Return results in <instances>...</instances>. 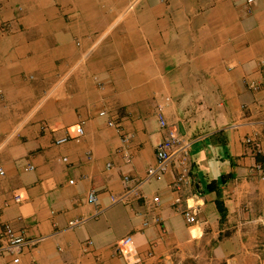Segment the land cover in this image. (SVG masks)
<instances>
[{
	"label": "crops",
	"instance_id": "crops-1",
	"mask_svg": "<svg viewBox=\"0 0 264 264\" xmlns=\"http://www.w3.org/2000/svg\"><path fill=\"white\" fill-rule=\"evenodd\" d=\"M71 2V20L51 25L40 43L11 40L1 57L4 94L29 88L20 53L45 62L24 73L36 83L26 110L3 103L0 113V232L8 223L42 237L20 264H263L264 177L254 167L264 165V94L248 84L264 80V0ZM159 104L191 142L189 180L174 190L171 169L132 205L113 203L123 175L142 178L155 161ZM79 123L81 137L54 143ZM185 205L199 207L194 224ZM73 219L83 222L70 228ZM126 235L130 256L117 250Z\"/></svg>",
	"mask_w": 264,
	"mask_h": 264
},
{
	"label": "built area",
	"instance_id": "built-area-1",
	"mask_svg": "<svg viewBox=\"0 0 264 264\" xmlns=\"http://www.w3.org/2000/svg\"><path fill=\"white\" fill-rule=\"evenodd\" d=\"M255 1L256 0H245V3L250 5ZM95 79L97 84L102 86L103 83L101 80H99L97 77H95ZM248 85L251 89L261 90L264 94V80H261L258 83L252 81ZM105 113L106 112L104 110H101L99 115H105ZM156 118L159 127L164 130V135L155 145L154 163L147 167L146 174L142 178H134L128 175H123L122 179L127 184V186L121 194L111 195V200L113 203L132 205L138 199L142 198V188L144 184L149 182L151 179L170 171L171 169L175 171L174 181L172 183L174 190H180L183 185L188 182L191 168L189 157L191 142L185 137V135L181 134L177 129L168 124L163 114V106L160 104L156 109ZM107 124L109 126L115 127L121 132V140L123 142H127L129 140V134L122 132L120 121L110 118L107 120ZM65 129L66 134L55 138V144H63L69 140L77 139L83 134V126L81 123L65 127ZM244 141L247 144L252 143L255 147V151H261L259 150V144L254 142L251 137H246ZM124 156L126 157L127 161L130 160V156L127 151L124 153ZM63 160L66 161L67 157H63ZM24 169H33V165L29 163L24 167ZM254 169L258 176L261 178L264 177V165L262 163H256ZM0 173H3L1 167ZM14 198L17 201L22 200V197L19 193L14 194ZM87 200L90 203H95L98 200L97 193L94 189L90 190L88 193ZM152 201L157 204L159 197L154 196ZM178 201L179 198L176 199V202ZM198 211V206L185 205V207L181 209V214L189 224H194L197 221L196 216ZM82 222L83 220L81 219L70 220L68 222V227H78ZM41 239L42 237H28L23 233L19 234L10 224L7 223L3 226V229L0 232V255L9 254L11 256V264H20V255L23 252L35 248ZM87 243L91 244V241L89 240ZM117 250L123 256H130V254L133 252L132 236H124L121 239Z\"/></svg>",
	"mask_w": 264,
	"mask_h": 264
},
{
	"label": "rangeland",
	"instance_id": "rangeland-1",
	"mask_svg": "<svg viewBox=\"0 0 264 264\" xmlns=\"http://www.w3.org/2000/svg\"><path fill=\"white\" fill-rule=\"evenodd\" d=\"M75 0H0V82L3 80L2 74L4 66L2 64V54L4 47H11V40H30L33 42H42L46 36V32H49L53 24L57 21H69V14L66 12L68 4H72ZM79 3V8L83 7L82 1L85 5H88V0H76ZM82 5V7H81ZM84 7H87L85 6ZM100 5H104L101 1ZM88 10V9H87ZM84 10V13L87 11ZM91 15L90 12H86ZM121 14V13H118ZM103 31V30H101ZM55 33L59 34V27H55ZM102 32L97 34L96 38L101 35ZM4 40L8 44H4ZM19 40V39H18ZM97 40V39H96ZM40 41V42H39ZM19 41H17L18 43ZM17 67L29 72H37L38 68L41 70L45 68L44 61H32L28 58L27 54L20 53ZM22 76V80H29V82L23 83L29 84L28 87H18L17 91L12 93H3V88L0 86V113L4 110L3 103L9 108V113L17 111H25L20 105L27 100L29 94H31V88H35L32 83L34 81L31 76ZM42 84V83H41ZM1 85V84H0ZM42 94H37V98Z\"/></svg>",
	"mask_w": 264,
	"mask_h": 264
}]
</instances>
